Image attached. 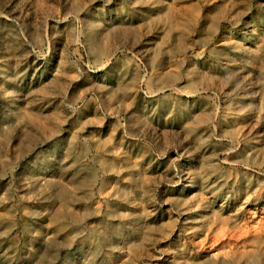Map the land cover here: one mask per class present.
<instances>
[{"label":"rangeland","instance_id":"rangeland-1","mask_svg":"<svg viewBox=\"0 0 264 264\" xmlns=\"http://www.w3.org/2000/svg\"><path fill=\"white\" fill-rule=\"evenodd\" d=\"M0 264H264V0H0Z\"/></svg>","mask_w":264,"mask_h":264}]
</instances>
